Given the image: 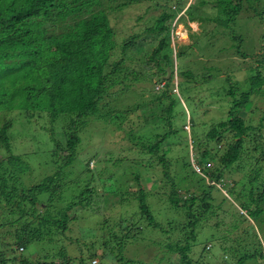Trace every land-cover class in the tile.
I'll return each mask as SVG.
<instances>
[{"label":"trees","instance_id":"trees-1","mask_svg":"<svg viewBox=\"0 0 264 264\" xmlns=\"http://www.w3.org/2000/svg\"><path fill=\"white\" fill-rule=\"evenodd\" d=\"M112 1L0 0V150L4 153L0 157V264H17V261L19 264H73V258L67 256L62 248L55 252L54 255L58 256V259L54 261H47L44 255L43 259H31L26 251L21 257H14L12 254L19 248L21 250L28 248L31 243L42 242L44 238L51 242V235L62 234L68 228L69 211L74 207L87 205V198L95 193L90 182L97 170L96 166L92 167L93 169L89 168L88 162L91 158H79V144L83 136L81 134L87 130L88 122L91 123L92 120L105 122L114 110L111 103H116L127 93L134 97V102L120 109V116H114L116 121L122 117L126 122L133 124L132 112L145 109L149 102L153 111L162 110L166 114L165 120L169 130L156 134L154 137L157 140L152 144L142 143L140 150L161 163L164 178L169 180L165 207L168 211L176 207L184 209V223L178 222V225L174 226L175 221L169 220V228L166 230L153 212L155 208L151 201L147 202L148 192L140 188L137 197H134L140 212L145 216L150 232H161L171 236L170 232L176 231L177 234L174 240L167 239L166 243L159 244L161 248L158 249L155 263L162 264V261H166L165 264H201L191 256V249L197 236L195 229L203 226L204 229L213 230L214 224L219 223H209L210 219L214 221L217 206L209 201L207 192H191L184 198L179 195L177 183L168 173L169 162L164 158L167 149L163 150L162 146L167 142L169 135L178 133L177 122L174 121L176 113L181 112L183 114L181 122L186 121L180 97L185 102L189 100L183 96L188 90L186 83L193 82L196 78L191 67H184L183 63L179 65L177 61L189 55L188 50L191 51L190 49L197 45L199 40L197 36H200V33H208L205 30L206 24L213 20L217 26L223 27L227 37L235 43L231 45L232 48L235 47V52L245 56L244 52H240L242 37L234 33L233 29L242 0H191L188 3L187 0H153V8L160 6L161 11L151 25L145 27V37L139 39V33H135L122 38L121 41H117L118 31L110 20L113 18L112 14L125 10L130 1L119 0L114 5ZM210 4L217 10V16L213 19L200 13L208 9ZM263 14L264 3L260 11H257V15ZM180 19L185 23L189 41L176 45L173 39L174 26ZM191 22L198 24L199 32L189 26ZM216 25L214 34L217 31ZM263 39L264 35L261 36V40ZM171 44H174V47ZM138 54L141 56H135ZM261 58L262 60L258 62L260 66L250 67L249 75L243 82L238 80L233 82L229 77L226 78L228 89L223 87L225 94L231 98V106L227 111V118L206 133L208 140H200L193 132L191 138L194 139L193 147L196 150L195 159L198 164L212 158L209 140L228 133L236 139L228 143L225 152L220 156V163L227 167L240 156L243 145L247 143L245 137H249L247 131L252 127L246 124L239 111L249 103L251 95L264 94V56L261 55ZM127 61L130 63L127 64ZM132 62L137 63L132 65ZM167 67L170 74L165 77ZM209 78L212 79L211 75L207 74L203 82L207 84ZM142 82H145L142 86L137 85ZM154 84H157L156 89ZM147 85L149 88H146ZM174 87L179 90L177 95L172 93ZM145 88L153 93L149 101L142 97ZM139 96L140 99H137ZM177 105L181 109L175 111ZM140 111V114H136L138 121L141 116L148 114ZM14 117L18 118V122ZM157 118L159 119V116L154 115V122L158 120ZM262 119L264 120V115ZM31 120L40 121L42 137H47L50 143L48 158L54 168L39 181L26 185L23 179L32 171L27 161L28 154H13L11 142L23 133L22 129H27V125H33ZM15 122L18 125L15 126ZM186 122L188 126H194L195 122L190 113L187 114ZM180 130L186 132L182 127ZM34 132L32 130L29 134L33 142L38 144V135ZM132 138L130 137L131 140ZM256 146L254 144L252 148ZM259 151L261 152L259 161L262 160L260 167L255 165L252 173L246 175L248 181L244 190L240 189L241 186L238 193L234 192L237 208L244 212L251 222L245 229L249 246L246 245L241 256L235 257L232 261L234 264H264L258 261L264 258L262 249L264 245H261L264 237V184L258 179L259 169L260 172L264 169L262 164L264 147H260ZM75 160L79 162L77 165L79 169L76 172L72 169L76 165ZM119 161L122 160L120 158L114 160L106 170L109 172L114 170L113 165L116 166ZM187 166H190V163L184 164L183 168ZM199 169L203 175L208 174L210 178L220 177L218 171L220 169L216 168L212 173L203 167ZM114 175L115 173H110L102 179L111 186L109 189H113L111 180H115ZM68 176L73 178L65 179ZM256 181L259 185H254ZM81 183L84 184L80 186ZM64 187L76 188V191L73 196L61 200L58 194ZM55 201L62 202L55 206ZM38 203L42 204L39 208ZM234 210L235 213L231 214L232 220L238 222L243 215L238 209ZM128 219L130 218H123L117 223L119 229L113 239L118 255H113L111 247L109 249L111 256H107L110 257L109 260L117 258L123 264H145L133 258L124 261L122 251L125 246L137 240H139L137 243H142L146 239L149 240L146 245L151 243L154 246L160 240L153 239L151 242L152 234L144 237L142 226ZM258 224L261 230L258 229ZM258 234L262 236L261 240ZM207 236L211 241L214 240L213 231ZM252 241L257 243V249L253 250ZM220 250L222 255L218 264H232L226 255H231L230 250L226 247ZM176 251L179 252L178 260L175 262L168 260L166 255ZM90 256L94 254L91 253ZM203 256L204 254H200L198 258ZM103 257L101 255L100 259ZM103 259L106 263L107 259ZM78 260L80 264H86L83 256Z\"/></svg>","mask_w":264,"mask_h":264},{"label":"rangeland","instance_id":"rangeland-1","mask_svg":"<svg viewBox=\"0 0 264 264\" xmlns=\"http://www.w3.org/2000/svg\"><path fill=\"white\" fill-rule=\"evenodd\" d=\"M117 1L119 0H113L112 4L114 5ZM125 1H130L127 8L122 12L117 11L116 15L112 14L113 18L111 17L110 20L118 31L116 39L117 41H121L122 38L135 33H139V39H142L146 35L145 27L151 25L153 19L161 11V7L153 8V0ZM190 1L187 0L186 3ZM263 3L264 0H247L246 2L242 0L241 9L233 24L234 33L240 34L242 37L240 52L245 53L244 57L240 53L235 52V47L232 48L233 46L231 45L234 42L227 37V33L223 30V27L217 26L212 20L205 26V30L208 33H200V36H197V39H199L197 45L195 44L190 49L191 51L188 50L189 55L185 58L181 57L177 61L178 64L183 63L184 67H191L192 72L196 74L193 82L186 83L188 90L183 94L184 98L186 96L189 99V102L186 100V103L180 97L181 108L184 109L186 117L185 120L187 121V114L190 113L195 123L194 126H188L186 121L184 123L181 122L183 114L181 112L179 113L180 115L176 113L174 121L175 123L177 122L176 128L178 129V133L169 135L162 149H167L164 152V158L169 162L168 173L170 178L177 183L175 184L177 185L179 195L184 198L191 192L205 191L210 197L209 201L214 206H217L214 221L210 219L209 222L210 224L219 222L216 225L214 224V229H204L203 226L195 229L197 236L196 242L191 249V256L201 264H218L220 262L219 257L222 255V251L220 250L222 247L230 250L231 255H226H228L229 261L234 264L232 261L235 260V257L241 256L246 249V245L249 246V238L245 229H247L251 222L244 215L245 213L237 208L238 204H236L234 199V192L238 193L237 191L241 186L240 189L244 190L248 181L246 175L252 173V170L256 168L255 165H259L260 167L262 161H259V157L261 159L259 148L264 147V120L262 119L264 115V94L251 95L249 103L246 104L244 109L239 111V115L252 128L247 131V133L249 132V137H245L247 143L245 142L243 145L240 156L231 165L224 167L219 161L228 143L236 139L235 137H231V134L221 135L214 140L210 139L211 146L209 147V151L212 158L203 160L199 163L200 165L195 159L196 150L193 147L194 139L191 136L195 132L200 140L207 141L206 133L213 126L217 127L219 122L227 118V111L231 106V98L224 92V87L228 89L226 78L229 77L233 82L236 80L243 82L249 75L250 67L260 66L258 62L262 60L261 55L264 56V39L261 40V36L264 35V14L259 16L257 15V11H260ZM212 7L213 4H210L208 5V9L202 10L200 13L213 19L217 16V10L215 7ZM215 25L217 26V31L214 34ZM189 26L196 32L200 31L197 23L191 22ZM187 32L185 23L181 19L178 20L174 26L175 37L173 38L176 45L188 43ZM171 45L174 47V44ZM175 49L177 50V47ZM132 51L131 53H133ZM129 63L127 61V64ZM136 63L132 62L131 64L135 65ZM207 68H210V70H207ZM207 74H210L212 79L209 78L206 84L203 81ZM180 79L182 80L181 77ZM144 83H137V85L142 86ZM131 87L133 88V85ZM183 87H185V84ZM146 88H149V85ZM146 88L142 97L146 101H149L153 97V93ZM156 88L157 84H154V89ZM178 91L176 87L172 89V93L176 95ZM140 96L136 98L140 99ZM133 98L128 93L123 94L116 103H111V106H114V110L111 111V115L105 122L99 120H92L91 123L88 122L87 130L81 134L83 136L79 144V158H91L89 159L88 166L89 168L96 166L97 170L90 182L95 193L93 192L91 197L87 198V205L84 207L77 206L69 211L68 228L62 234L60 233L61 235L58 233L51 235V242L47 238H44L41 240L42 242L44 241L43 243H31L24 250L20 248L14 250L12 256L21 257L27 252L26 254L30 255L31 259H43L44 255L47 261H54L58 259V256L54 255L55 252L62 248L66 251L67 256L73 258V264H80L78 259L82 256L86 259V264H123L117 258L109 260L110 257L108 258L107 255L111 256L109 252L111 247H113V255L117 253V246H115L113 238L119 229L117 226L118 221L123 218H130L136 224L138 223L142 226L144 237L149 236L151 233V242L153 239L154 241L160 240V242L154 246L151 243L146 245L145 243L149 242L146 239L142 243H137L139 241L137 240L135 243L127 244L122 251L124 261H127L128 258H133L145 264H156L154 259L158 256V249L161 248L159 244L166 243L167 239L168 241L174 240L177 234L176 231L170 232L169 235L171 236L165 233L162 234L161 232H150L145 216L140 212L134 197H137L136 195H138L137 193L140 188L148 192V195L146 194L147 202L151 201L155 208L153 210L151 207V209L166 230L169 228V220L175 221L174 226L178 225V222L184 223V209L176 207L168 211L165 207L167 206L165 199H167L166 195L169 192V180L168 178H164L161 163L159 164L156 158L149 157L140 150L142 143L145 145L152 144L157 140L154 137L156 134H162L169 130L165 120L166 114L162 110L157 112L154 109L153 111L151 102H149L145 109H140L144 114H148L141 116L139 121L136 114H140L141 111L132 112L133 124L126 122L122 117L117 121L114 119V116H120V109H124L134 102ZM181 108L177 105L175 111ZM154 115L159 116L156 122L153 120ZM14 119L18 122L17 117H14ZM31 121L33 125H27L26 130L22 129L24 134H19L11 142V152L13 154H28L27 161L31 165L32 171L28 176L23 177V182L26 185L39 181L42 176L51 173L54 168V165L48 158L50 143L47 137H42L40 121ZM17 122L14 123L15 126L18 125ZM34 127L35 129H33ZM181 127L186 132L180 130ZM32 130L38 135V144H36L37 142H33L29 134ZM130 137H133L132 140ZM254 144L257 145L256 149L252 148ZM205 145L204 148H206ZM34 150L36 153H32ZM3 155L4 153L0 150V157ZM92 155H96V157H90ZM117 158H120L122 161L116 163V166L115 164L113 165L114 170L112 171L114 172L107 171L106 169ZM188 163H190V166L183 168V165ZM75 164L72 169L76 172L79 169V166H77L79 162L77 163L75 160ZM201 167L207 169L210 173L216 168L220 169L218 170L220 171V177L214 179L210 178L208 174L207 176L203 175L199 169ZM110 173H115V180H111L113 189H109L111 186L107 182L102 181ZM135 173L138 175L137 179L135 178ZM259 173L258 179L264 184V169L261 172L259 169ZM70 178H73V176L65 177L67 180H70ZM243 182H245L244 185ZM83 184L81 183L80 186ZM254 185H259V183L256 181ZM74 191H76V188L68 189L64 187L60 189L58 196L61 200L62 198L68 199L70 195L73 196ZM59 202L62 201H55L54 205L58 206ZM41 205L38 203L37 207L39 208ZM251 205L254 206V204ZM59 206L61 207L62 205ZM233 209H238L239 213L243 215L238 222H233L232 220L231 214L235 213ZM234 223H237V225ZM257 226L261 230L260 224ZM211 231L214 232V242L208 239L207 236ZM258 237L261 240L262 236L258 234ZM262 241L264 242V237H262ZM262 241L261 245L263 246ZM45 242L49 245H46ZM252 242L254 243L252 246L253 250L257 249V243L255 241ZM91 245L92 248H90ZM203 248H205V253H203ZM262 249L264 251V247ZM105 251L107 254H104ZM90 252L94 256H90ZM200 254H204V256L199 259ZM101 255L107 259L106 263L103 262V258L100 259ZM166 256L168 260L175 262L178 260L179 252L168 253ZM231 256L232 258H230ZM95 260L96 262H94ZM258 261L264 262V258H260ZM161 263L165 264L166 261H162ZM17 264H19L18 261Z\"/></svg>","mask_w":264,"mask_h":264},{"label":"water","instance_id":"water-1","mask_svg":"<svg viewBox=\"0 0 264 264\" xmlns=\"http://www.w3.org/2000/svg\"><path fill=\"white\" fill-rule=\"evenodd\" d=\"M167 74H166V76L165 77H168L169 76V74H170V69L167 67Z\"/></svg>","mask_w":264,"mask_h":264},{"label":"built area","instance_id":"built-area-1","mask_svg":"<svg viewBox=\"0 0 264 264\" xmlns=\"http://www.w3.org/2000/svg\"><path fill=\"white\" fill-rule=\"evenodd\" d=\"M94 262H96V260Z\"/></svg>","mask_w":264,"mask_h":264}]
</instances>
